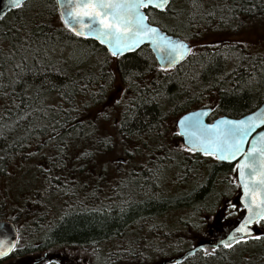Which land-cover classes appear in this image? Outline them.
<instances>
[{
    "label": "trees",
    "instance_id": "1",
    "mask_svg": "<svg viewBox=\"0 0 264 264\" xmlns=\"http://www.w3.org/2000/svg\"><path fill=\"white\" fill-rule=\"evenodd\" d=\"M169 7L161 13L151 8L145 12L151 23L181 38L185 35L183 28L194 33L206 28L238 32L248 23L258 22L264 26V0H222L212 13L203 9L197 13L189 12L182 27L166 23ZM76 40L91 43L93 47L86 58L69 61L66 51ZM227 52L228 49L210 50L207 47L195 56L190 52L186 59L171 68L172 72L163 75L161 73L166 69L157 65L147 45L116 57L119 77L122 80L131 78L126 82L139 91L124 105L118 117L117 137L126 141L144 136L154 139L169 131L177 139L180 136L173 129L176 119L190 109L205 106L202 99L206 96L214 98L215 102L211 119L239 117L256 108L264 101V54L239 53L233 67L227 71ZM96 53L109 52L95 41L74 34L63 23L55 0H27L0 19V96L6 102L0 107V178H4L0 180V205L5 208L0 219L15 222L17 214L23 212L21 218L30 224L41 216L51 225V232L47 234L50 241H68L70 246L85 245L93 249L121 235L131 224L142 229L145 220L162 216L178 202L155 199V196L145 199L141 191L135 190L127 197L118 193L117 202H113L117 203L115 206L101 196V201L106 204L95 207L92 171H81L73 166L70 175L67 171L61 172L67 161L72 160L70 146L81 147L79 140L86 143L82 145L86 148L80 158L92 159L94 165L110 147L101 135L100 118L95 116L96 111H90L91 106L104 102L105 94L100 91L96 95L90 88L104 85V64L96 74L91 70V73L79 71V67L95 58ZM85 96L89 102L82 105ZM48 97L56 100L55 105L43 104ZM171 123L172 127L167 126ZM28 143L34 144L35 150L23 152ZM32 154L36 156L35 161L23 167V160ZM76 155L79 153L75 158ZM53 156L66 159L54 160ZM14 158H21L17 170H30L23 177L28 182L22 186L14 184L13 191L8 194L6 181L13 178L9 170ZM225 169L223 162L216 161L213 172ZM98 171L102 176L108 174L104 167L94 172ZM79 175L83 177L82 181L78 179ZM24 187L33 189L29 198H20ZM56 194L66 196L70 207L59 212L47 206L43 207L48 212L46 215L39 213L36 196L54 198ZM79 198L83 202L85 198L93 202L83 206L77 201ZM136 244L116 249L113 259L123 258L125 264H147V247ZM218 254H212L214 260L218 259ZM102 260L108 264L112 259L104 256Z\"/></svg>",
    "mask_w": 264,
    "mask_h": 264
},
{
    "label": "rangeland",
    "instance_id": "2",
    "mask_svg": "<svg viewBox=\"0 0 264 264\" xmlns=\"http://www.w3.org/2000/svg\"><path fill=\"white\" fill-rule=\"evenodd\" d=\"M220 1L222 0H201L199 2H190L189 0H175L169 7V14L166 15V23L172 25L177 24L178 26L182 27L186 23V20L184 18L189 12H195L199 9L203 10H209V13L213 12L214 8H217L220 6ZM185 12V13H184ZM155 17H159V15L155 14ZM165 17V16H164ZM221 25V23H219ZM202 30V31H201ZM182 32L185 33L183 35V38L187 40L191 44V54L192 56L197 55L200 51H202L204 48H210V50H221V49H228L227 52V67L226 70H230L233 67V64L235 62V58L238 56L239 53L247 51L248 53L251 54H264V26L260 25L258 22L257 23H248L247 25L244 26V28L240 29V31H231V32H220L217 30L212 29H200L197 32H193L187 28H183ZM204 32V34L201 35V33ZM93 47L91 43H86V42H81L79 40L73 41L70 50L66 51V56L69 61L74 60V59H81V58H86V54L88 50ZM95 58H93L91 61L88 60L84 65H81L79 67V71H86L88 73H91V71L96 74L99 69H101V65L104 64V71H105V79L104 80V85L100 87H90L96 95H99L100 91H102V94L104 95L103 101L104 102H99L98 105L96 106H91L90 111L93 113L96 111L95 116L97 118H100V124L99 126L100 131L102 132L101 135H103L105 140H108V145L109 150L102 155L103 157L97 158V165H94V162L92 159L90 160H84L80 158L81 154L83 153L84 149L86 148L83 147L82 145L86 143H83L84 140H79L78 144L81 145V147H76L75 145L70 146L71 150V158L70 161H67L66 165L63 168V171H67V175H70L72 173V167H77L80 168L81 171H92V174L95 176L94 171L103 168L107 170L108 174L106 176H102L103 178L98 179V183L101 180V183H99V186L101 189H99L98 185H92L93 191H95L98 196V190L101 193V196H105V200L107 202H113L111 194L112 186H121L122 184L125 183V180L120 181L119 183H114L113 179L115 177H125L124 174L130 170L136 171L139 170L140 168H143V164H147V160L149 162V166L158 164V162L161 161L160 164V174L156 173L155 182L158 186V189L161 192L164 193H171L172 190L174 189L175 182H176V175H179V167L178 164L181 162L183 158V151L181 147H177L176 145V138L172 136V132L169 133V131L165 132L161 138L156 137L154 138V141H149L150 137L149 136H144V137H136L135 139H129L125 140V138H118L116 135V130H115V125L116 122L119 121L120 113L123 110L124 105H126L129 102V99L132 98L134 94L139 93L138 90H136V87L129 83L126 82V80L130 81L131 78H125L122 80L116 70V61L115 57L112 56L110 53H96L94 55ZM260 60H258V63H262ZM91 70V71H90ZM172 72V69L170 68L169 70L166 69V71H163L161 74L163 75L164 73ZM196 73V72H195ZM194 73V74H195ZM95 77V75H93ZM132 81V80H131ZM102 82V83H103ZM146 84V82H145ZM147 86V84H146ZM143 87V84L141 85V88ZM143 92V89H141ZM102 101V99H101ZM88 98L85 96L82 105H87L88 103ZM203 104H209L215 105L214 98H211L209 96H206L204 99H202ZM56 100L53 97H48L47 99L44 100V105H55ZM6 102L4 101L3 97L0 96V107H3ZM99 113V114H98ZM167 123H170L169 121H166ZM169 127H172L171 125H167ZM90 128V127H89ZM90 132V131H88ZM163 136H165V144H161V146H156L158 145L157 140L158 139H163ZM34 143V142H33ZM36 145V143H34ZM34 144H29L27 145V148H24L23 152H31L35 150V147L33 146ZM155 147V148H154ZM124 148V151L122 150ZM178 148V149H174ZM38 149V148H37ZM79 153V156L75 154ZM186 154V153H185ZM148 155V156H147ZM146 156V157H145ZM193 159L194 163H197L198 161H201L203 157H201L198 154L191 155L190 156ZM19 159L21 158H14L13 161L11 162L10 165V170L13 178H10L9 181H6V184L9 186L7 187V193L10 194L13 191L12 186L16 184V186H22L28 180L24 179V175L26 172L29 170L21 171L22 168L17 170V168L20 167V162ZM36 156L34 154L30 155L29 157L25 158L23 160V167H25L27 164L35 161ZM54 160H59V159H66V157H59L56 158L53 156ZM87 159V158H86ZM77 160V161H76ZM132 162L129 167L127 164ZM145 161V162H144ZM144 162V163H143ZM189 161H187L188 163ZM190 163V162H189ZM37 166H42V163L39 162L38 164L35 162ZM141 164V165H140ZM22 173V174H21ZM121 173L120 175H118ZM8 174V171H7ZM28 178V176H26ZM22 178V179H21ZM4 179L3 176L0 178V180ZM78 179L80 181L83 180V177L81 175L78 176ZM185 183V182H184ZM126 185V184H125ZM98 186V187H97ZM156 186V188H157ZM184 186V184H183ZM20 193V198L26 197L29 198L31 196V192L33 189H30V187H24L21 189ZM121 191L125 190H120L119 194L124 195L125 193H122ZM51 193H54V191H50ZM127 195V194H125ZM138 196L141 197L140 194ZM145 196H148L145 195ZM151 196H155L154 194ZM170 196V195H166ZM66 196L58 195L53 198L51 197H43L42 195H37L36 200L38 203V212L41 214L45 215L48 212H45V209L43 207H52L54 210L57 211H63L68 209L70 207V202H68ZM123 197V196H121ZM120 197V198H121ZM127 197V196H126ZM134 197V196H133ZM139 197V198H140ZM119 198V197H118ZM127 199V198H126ZM86 198L83 199L79 198L77 201L79 203H82L83 206H86L88 204L86 203H91L93 201H90L89 199L86 200ZM102 203V201H98ZM78 205V204H77ZM89 206V205H88ZM44 212V213H43ZM187 212H185L186 214ZM179 212H175L174 210H169L166 211L160 218H154L155 222L151 223V228L150 232L152 233V229H156V225L160 220L164 221V227L165 228H174L176 221L178 220L179 217ZM143 229H141L140 226L134 225L133 229L131 231L126 232L128 236L126 238H116L111 241H106L98 246H96L94 249L95 251H98V256L100 257L99 260L104 258V256H109V253L114 252L116 249L122 247V246H131L136 244L134 242L137 238V233L141 234ZM141 243L147 247V256H148V262H154L158 261L157 255H163V254H170V253H177L180 250L184 251L188 249L192 244L186 241H181V242H174L173 240L167 239L166 241H154V240H149L148 242H142V238H139ZM138 242V241H137ZM141 243H138L136 245H142ZM243 251L244 247H234L230 254H225L224 252H221L218 254V259L214 260L212 255H208L209 260L204 258V259H199L198 257L195 259L196 264H227L226 262L223 261L225 257H227L232 264H254L255 261V255L253 253L254 250L252 248L247 249L248 252H250L248 259L245 260L243 257ZM206 254H204V257ZM207 257V258H208ZM220 258V259H219ZM208 260V261H207ZM206 261V262H205Z\"/></svg>",
    "mask_w": 264,
    "mask_h": 264
},
{
    "label": "flooded vegetation",
    "instance_id": "3",
    "mask_svg": "<svg viewBox=\"0 0 264 264\" xmlns=\"http://www.w3.org/2000/svg\"><path fill=\"white\" fill-rule=\"evenodd\" d=\"M205 106L213 109V105L206 104ZM208 120L212 119L209 118ZM173 126V129H176L175 123ZM262 128H264V125L258 130ZM165 140V138L158 139V146L165 144ZM149 141L155 142L154 139ZM176 145L181 147L186 154L178 164L180 166L178 168L179 175H176L175 186L171 193L161 192L158 186L154 184L155 178L158 179L156 173L160 174L161 161L158 164L149 166L147 160V164L142 165L143 168L136 171H127L124 174L125 177H115L113 179L116 184L125 180V183L121 186H112L111 194H115V196H112L113 202H117V195L120 190H125V194H131L135 190L141 191L142 195L148 194V196L144 197L145 199L153 197L151 195L154 194L155 199L178 200L174 208L171 209L179 212L180 215L174 228H165L164 221L160 220L156 225L157 228L152 229L151 233V223L155 222V219L145 220L142 226L143 231L141 234L137 233L138 239L135 241H140L139 238H142V242H148L150 239L154 241H166L169 239L174 242L186 241L192 245L184 251L161 254L157 258L159 259L158 261L148 262L147 264H196L195 259L197 257L209 260L208 255L221 252L230 254L231 250L238 246L244 247L243 257L245 260L248 259L250 254L247 249L252 248L255 255L254 264H264V213L253 219H250L247 215L246 207L242 202L243 189L236 171L237 162H223L226 169L214 173L213 169L216 161L222 162L214 155L191 151L184 146L181 136L176 139ZM195 154L200 155L203 159L194 163L190 156ZM187 161L190 163H187ZM131 163L129 161L127 165L131 167ZM94 173V183L99 186L101 180L99 183L97 180L103 177L99 171ZM99 189H101L100 186ZM121 192L124 193V191ZM198 192H200L199 195ZM98 193V196L96 194V197H94L95 207L101 205L100 202H97V200L101 201L99 190ZM113 202H110L112 206L117 205V203ZM4 211V205H0V216ZM162 211L164 212L165 210L163 209ZM185 212L187 213L185 214ZM21 213L23 212L17 214L15 222H13L18 232L16 244L9 255L0 259V264H107L106 261L99 260L98 254L100 252L95 251V248L85 245L70 246L68 241H50L47 237V234L51 232V225L48 220L43 221L40 216L38 220L31 222L30 225L26 219L21 218ZM34 217L37 218L36 215ZM160 217L161 215L157 218ZM133 227L131 224L130 229L122 231L121 235L108 241L116 238H126L128 235L125 233L131 231ZM241 228L244 230L237 231V229ZM156 232L158 234H155ZM204 243L208 245L193 254L183 256L185 252L197 244ZM113 254H115V251L109 253V256H105L108 259H112L108 264H125L123 258L122 260L113 259ZM204 254H206L205 257ZM180 256L182 258L179 261H171L173 258ZM223 261L227 264H232L227 257ZM244 264L246 263L244 262Z\"/></svg>",
    "mask_w": 264,
    "mask_h": 264
},
{
    "label": "water",
    "instance_id": "4",
    "mask_svg": "<svg viewBox=\"0 0 264 264\" xmlns=\"http://www.w3.org/2000/svg\"><path fill=\"white\" fill-rule=\"evenodd\" d=\"M26 1L27 0H23V3H25ZM55 1L62 19V15H64L66 12L65 0ZM171 1L172 0H167V3H165L162 8L155 7L154 5L141 7L140 12L146 16V20L144 21V23L151 28H155L157 32L155 34H147L146 36L141 38L140 42L134 44L131 48L124 50L123 52L114 57L123 56L125 54L138 50L143 45H147L151 50L157 65L162 69H170L181 63L184 59H186V57L191 51V44L180 36L169 34L163 29H161L158 25L150 23L145 12V9L149 8H153L157 11L163 12L166 10L167 6L171 3ZM6 4L7 0H0V19L15 9L11 7H5ZM73 10H76L75 5H73ZM68 19L69 18L64 15V19H62V21L74 34H76L77 31H80L81 35L76 34L77 36H80L83 39H90L95 41L99 45L103 46L111 54L112 51L115 50L114 45H110L107 42L110 37L105 36V42L102 43L101 40L97 38L96 34H89L88 25L93 22L90 21L88 18H85L79 23L72 21L71 24L65 22ZM101 19H104V17H97V26H100L99 21ZM169 41L174 42L176 44H183L185 47L179 48L178 53L175 55H168L167 53L172 51L171 47L169 46ZM110 48L112 50H110ZM211 112L212 107L204 106L189 110L181 114L175 121L177 132L181 136L184 146L190 149L191 151L198 152L201 154L214 155L219 161L222 162H237L236 171L238 179L243 189L242 202L246 207L247 215L249 216V218H256L258 215L262 214V209H264V206H260L261 190L259 187H257L251 193L246 194V186L250 187L253 182L258 181L260 179L261 170L264 169V156L260 155V149L264 148V137H262L260 134L264 133V128L258 130L261 126L264 125V123H261L260 118V114L264 113V101L261 102L253 110L239 117L217 116L212 120H208ZM249 117H252V119L249 120ZM241 120L245 121L247 128L243 137H236V140H242V143H240V152L233 158L229 156L227 151L221 152L219 150V148H226L227 144L232 143V140L226 139L225 137L218 135L215 129L209 130L206 128V126L219 125V129L221 131L232 129L235 127L243 128L244 126L223 123V121ZM208 140H213L215 141V143H208ZM249 150H254L255 152L256 171L255 173H252L249 168L245 167L242 169V171L244 172V175L242 177L241 169L238 168V165H248L250 163H253L251 158L246 155ZM222 156H228V158H221ZM17 238L18 232L15 228L14 223L10 220H0V241H3V247L0 248V250L5 253V255L0 256V259L9 255V253L12 251L16 244ZM207 245V243L197 244L192 249L185 252L183 256L193 254L197 250L206 247ZM181 258L182 256L175 257L171 261H179Z\"/></svg>",
    "mask_w": 264,
    "mask_h": 264
},
{
    "label": "snow or ice",
    "instance_id": "5",
    "mask_svg": "<svg viewBox=\"0 0 264 264\" xmlns=\"http://www.w3.org/2000/svg\"><path fill=\"white\" fill-rule=\"evenodd\" d=\"M23 3V0H7L5 7L19 8ZM167 0H65L66 15L69 19L66 23L71 24L72 21L77 23L88 18L91 23L88 25L89 34H96L97 38L101 40L102 43L105 42L104 37L108 36L110 39L107 41L110 45H114L115 50L112 51L113 56H116L126 49L131 48L134 44L141 41V38L149 33L155 34L157 30L155 28L149 27L144 23L146 16L140 12L141 7L152 6L162 8ZM73 5H75V11L73 10ZM82 9V11H81ZM62 15V19H64ZM97 17H104L99 21L97 26ZM77 35H81L80 31L76 32ZM130 41V42H129ZM169 46L172 51L168 52V55H175L178 53L179 48L185 47L183 44H176L169 41ZM110 50H112L110 48ZM261 123H264V113L260 114ZM249 120L252 117L248 118ZM224 124H233L241 127H235L232 129H227L221 131L219 125H209L206 126L207 129H215L216 133L226 139H231L232 143L227 144L226 148H219L221 152L227 151L229 156L235 157L240 152V143L242 140L237 141L236 137H243L246 132L247 125L245 121H223ZM264 137V133L260 134ZM208 143H215L213 140H208ZM251 158L253 163L248 165H238L241 169V176L243 177V168L247 167L252 173H255V160L256 155L254 150H249L246 154ZM260 155L264 156V148L260 149ZM221 158H228V156H222ZM257 187L260 188V206H264V169L261 170L260 179L253 182L251 186H246V194L251 193ZM259 207V206H258ZM264 213V209H262ZM244 229H237V231H243ZM3 247V241H0V248ZM5 255V253L0 250V256Z\"/></svg>",
    "mask_w": 264,
    "mask_h": 264
}]
</instances>
